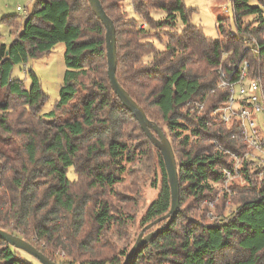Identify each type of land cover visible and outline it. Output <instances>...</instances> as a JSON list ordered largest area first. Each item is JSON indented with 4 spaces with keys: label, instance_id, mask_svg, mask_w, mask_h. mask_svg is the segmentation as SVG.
Segmentation results:
<instances>
[{
    "label": "trees",
    "instance_id": "1",
    "mask_svg": "<svg viewBox=\"0 0 264 264\" xmlns=\"http://www.w3.org/2000/svg\"><path fill=\"white\" fill-rule=\"evenodd\" d=\"M123 1L100 0L115 28L116 78L170 141L180 189L177 215L131 264H264V177L243 166L245 182L234 180L230 196L222 168L234 159L214 147L217 142L236 155L246 150L237 124H226L214 113L228 96L217 88V69L228 72L230 65L246 60L264 96V0H230L235 31L224 26L229 17L219 18L216 39L190 23L183 0H130L138 19L129 16ZM153 9L165 17L152 18ZM2 21L14 28L18 16ZM153 38L166 39L165 48L158 50ZM252 40L254 50L247 49L245 41ZM58 43L65 45V70L58 99L42 113L48 95L39 77L27 70V87L12 71L49 54ZM145 56L151 58L145 61ZM106 71L105 27L88 0H37L16 38L0 43V228L57 264H122L142 228L170 209L161 153L114 93ZM193 102L203 103V109H192ZM137 131L157 152L159 183L152 177L151 158L147 162L133 144ZM135 164L148 172L149 186L158 192L140 211L139 232L131 233L127 227L136 216L126 208L132 205L136 213L138 207L118 186L126 175L135 173L138 179L142 169ZM70 168L73 180L67 176ZM217 194L216 207L224 208L230 199L235 208L205 223V200ZM188 196L200 211L193 218L182 208ZM59 253L64 258H57ZM23 254L0 239V264H40Z\"/></svg>",
    "mask_w": 264,
    "mask_h": 264
},
{
    "label": "rangeland",
    "instance_id": "2",
    "mask_svg": "<svg viewBox=\"0 0 264 264\" xmlns=\"http://www.w3.org/2000/svg\"><path fill=\"white\" fill-rule=\"evenodd\" d=\"M36 1L37 0H0V43L8 45L16 38L17 33L22 27L25 13L31 10L32 6ZM183 3L186 8L190 11V23L200 26L205 36L212 39H216L218 37L216 25L217 20L219 18L226 19L229 17V20L224 21V26L226 28H228L229 26L231 30L235 31L234 22L231 18L232 8L230 0H183ZM123 5L130 17L138 19V16L132 11L130 0H124ZM11 15L18 16V24L14 28L9 27L5 22L2 21L3 17ZM150 15L152 18L159 20L165 17V12L162 10L153 9L150 11ZM181 28L182 22L178 18L176 21V29L180 30ZM158 33H160L162 36L164 35L162 31H158ZM153 41L158 50H163L167 42L166 39L161 42L156 38H153ZM64 50L65 45L63 43H58L49 54L36 59H31L28 62L27 68L34 71L35 74L39 77L41 87L43 91L48 95V99L41 107L42 113L49 112L53 108L55 101L58 99V91L65 70L63 60ZM150 58V56H145L144 60L148 61ZM12 77L23 80L27 87L30 84L29 77L26 78V76H24L22 65H16L13 68ZM133 134L137 138L135 141H133V144H138L139 151L144 154V158H147V162L148 158H151V161L153 162L152 177L155 182L159 183L161 179V174L158 169L157 162L154 159V155L155 153H157L156 150L151 148L146 143V138L142 133H140V131L133 132ZM129 167L132 168V166ZM133 167L142 169V171H139L138 179L134 178L135 173L126 175L124 182H122V184L118 186V190L122 192V194L125 195L127 198L134 199V203H136V207H138V212L136 213L134 212L136 209L134 207L132 208V205H128L129 207L126 208V211L132 212V214L136 216L134 219V223H130V226L127 227L128 232L131 233L136 232V230L137 232H139L140 228L137 222L142 212L141 210H144V208L149 204V202L156 197L158 192L157 189H154L149 186L150 179L148 177V172L141 166H138V164L133 165ZM67 176L71 180L75 179L76 175L74 174L73 169L70 168L68 170ZM133 178L135 179V184L133 183ZM234 183L241 185L243 184V181L237 179L234 181ZM134 189H136V193L133 192ZM229 201L230 199L227 200L224 208H221L220 206L219 208L218 206L215 208V217H218L219 215H228L232 210H234L235 205L231 202L229 204ZM182 208H184L185 213L192 218L200 215L198 203L193 200V197L188 196L186 198V203L182 205ZM203 222H212V219L207 217V213ZM119 247L120 245L117 248ZM56 256L59 259L64 258L63 253H59V255ZM21 257L29 260H35L26 253H24Z\"/></svg>",
    "mask_w": 264,
    "mask_h": 264
},
{
    "label": "built area",
    "instance_id": "3",
    "mask_svg": "<svg viewBox=\"0 0 264 264\" xmlns=\"http://www.w3.org/2000/svg\"><path fill=\"white\" fill-rule=\"evenodd\" d=\"M245 42L247 49L254 50L255 40H252L251 43ZM217 74V88L227 90L228 96L225 103L220 105L214 113H218L226 124L235 122L240 129L242 141L246 145L245 152L236 155L214 142L216 150L229 154L234 159L230 167L222 168L223 188L230 196H233V192L230 190L233 181L240 179L243 183L245 182V179L242 178L243 166L256 167L259 179L264 177V96L259 81L250 77L249 63L246 60L230 65L228 72L219 67ZM203 107V103H191V108L198 112ZM218 198L219 194L213 199L205 200V204L209 208L207 217L212 221L220 219L219 216H214Z\"/></svg>",
    "mask_w": 264,
    "mask_h": 264
},
{
    "label": "water",
    "instance_id": "4",
    "mask_svg": "<svg viewBox=\"0 0 264 264\" xmlns=\"http://www.w3.org/2000/svg\"><path fill=\"white\" fill-rule=\"evenodd\" d=\"M88 2L94 15L102 22L105 27V48L107 62L106 73L110 86L121 101V103L123 104V106L129 112H131V114L137 120L139 126L141 127V130L145 133L150 142L160 151L170 187L171 201L169 211L163 216L157 218L155 221L143 227L142 230L139 232L122 263L131 264L140 252L141 247L153 238H155L161 231H163L165 227L173 221L174 217L178 213L180 204V189L177 176V166L170 141L168 140L162 129L155 122L147 118L143 109L130 97L128 92L117 81L116 36L112 20L107 16L100 3V0H88ZM163 220H166L163 226L145 234L146 230L150 229L153 225ZM0 239L5 241L15 249H18L28 254L40 264H57L56 262L52 261L50 258L45 256L31 243L1 228Z\"/></svg>",
    "mask_w": 264,
    "mask_h": 264
},
{
    "label": "crops",
    "instance_id": "5",
    "mask_svg": "<svg viewBox=\"0 0 264 264\" xmlns=\"http://www.w3.org/2000/svg\"><path fill=\"white\" fill-rule=\"evenodd\" d=\"M27 66H28V63H27L26 65L23 66L24 76H25V72H26L27 70H29V69L27 68Z\"/></svg>",
    "mask_w": 264,
    "mask_h": 264
}]
</instances>
